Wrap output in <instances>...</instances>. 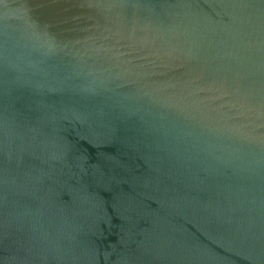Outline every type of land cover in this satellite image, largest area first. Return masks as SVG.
Here are the masks:
<instances>
[{"label":"water","instance_id":"95a60500","mask_svg":"<svg viewBox=\"0 0 264 264\" xmlns=\"http://www.w3.org/2000/svg\"><path fill=\"white\" fill-rule=\"evenodd\" d=\"M0 264H264V0H0Z\"/></svg>","mask_w":264,"mask_h":264}]
</instances>
